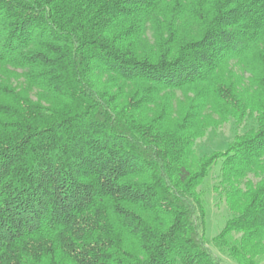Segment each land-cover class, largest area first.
<instances>
[{
  "label": "trees",
  "instance_id": "1",
  "mask_svg": "<svg viewBox=\"0 0 264 264\" xmlns=\"http://www.w3.org/2000/svg\"><path fill=\"white\" fill-rule=\"evenodd\" d=\"M217 161L213 243L264 263V0H0V264H222Z\"/></svg>",
  "mask_w": 264,
  "mask_h": 264
},
{
  "label": "rangeland",
  "instance_id": "2",
  "mask_svg": "<svg viewBox=\"0 0 264 264\" xmlns=\"http://www.w3.org/2000/svg\"><path fill=\"white\" fill-rule=\"evenodd\" d=\"M250 126L251 124L247 123L237 128L234 121L230 120L218 128L209 129L195 142L194 152L199 158L224 153L234 141L236 134H242L244 129ZM220 165L221 161L214 163L198 188L205 213V239L212 253L222 261V264H236L225 250L217 248L213 243V239L220 234L231 217L220 192Z\"/></svg>",
  "mask_w": 264,
  "mask_h": 264
}]
</instances>
